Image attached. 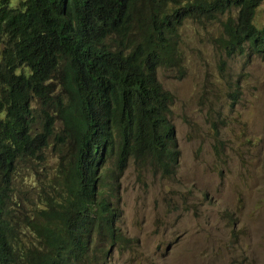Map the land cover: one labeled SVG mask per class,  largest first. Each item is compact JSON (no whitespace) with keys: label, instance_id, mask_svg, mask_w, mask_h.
<instances>
[{"label":"trees","instance_id":"16d2710c","mask_svg":"<svg viewBox=\"0 0 264 264\" xmlns=\"http://www.w3.org/2000/svg\"><path fill=\"white\" fill-rule=\"evenodd\" d=\"M261 5L0 0V264H106L105 246L126 240L116 221L129 164L138 176L178 167L157 71L182 72L180 27L217 23L227 57H264Z\"/></svg>","mask_w":264,"mask_h":264},{"label":"rangeland","instance_id":"374dc122","mask_svg":"<svg viewBox=\"0 0 264 264\" xmlns=\"http://www.w3.org/2000/svg\"><path fill=\"white\" fill-rule=\"evenodd\" d=\"M221 33L217 23L185 20L182 72L157 71L173 96L178 167L138 176L129 164L116 221L126 240L105 246L106 264H264V57H227Z\"/></svg>","mask_w":264,"mask_h":264},{"label":"clouds","instance_id":"9594fccd","mask_svg":"<svg viewBox=\"0 0 264 264\" xmlns=\"http://www.w3.org/2000/svg\"><path fill=\"white\" fill-rule=\"evenodd\" d=\"M126 171V170H125Z\"/></svg>","mask_w":264,"mask_h":264}]
</instances>
